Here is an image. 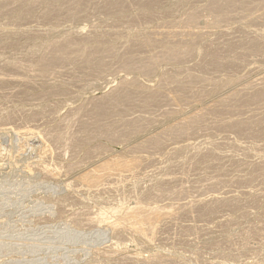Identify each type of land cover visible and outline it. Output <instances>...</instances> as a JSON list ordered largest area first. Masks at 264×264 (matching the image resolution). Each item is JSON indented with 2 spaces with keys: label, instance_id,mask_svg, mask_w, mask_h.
<instances>
[{
  "label": "rangeland",
  "instance_id": "374dc122",
  "mask_svg": "<svg viewBox=\"0 0 264 264\" xmlns=\"http://www.w3.org/2000/svg\"><path fill=\"white\" fill-rule=\"evenodd\" d=\"M32 1L34 5L30 4ZM10 2L11 0H0V145L2 144L0 146V264L28 262V264H41L43 261L44 264H264V113H262L264 112V81H262L264 80V0H234L229 10H224L222 14L209 9L211 0H55L54 3L52 0H36V2L12 0ZM193 16L194 21H191ZM228 17L231 18L227 19ZM194 24L198 25L197 28H194L196 27ZM108 33L111 35L109 36ZM184 46L188 48L182 52ZM107 47L111 50H106ZM170 48L177 50L176 54H179L177 56L180 60L173 55L168 58L167 51H170ZM128 51L130 53H127ZM155 51L156 54L161 52L158 53L160 57ZM107 52L112 53L108 55ZM151 54H154L153 57L150 56ZM149 57H152V60H149ZM44 62L48 64L45 65ZM121 62L125 64L122 65ZM43 63L44 68H42ZM146 63L152 66L148 67ZM184 77H187V80ZM196 78L207 82L199 86L193 81ZM216 79L220 83L216 82ZM161 81H165V84ZM126 82L127 85H124ZM159 83L164 87L160 85V89ZM131 84L135 87L132 88ZM198 87H201L200 90H195L199 89ZM244 87H249L248 91H241ZM239 90L242 93H238ZM232 92L233 95H229ZM119 93L125 98H120L119 103L114 102L113 96ZM200 93H206L203 95L205 97ZM234 94L238 97H234ZM104 95L107 96L104 98ZM168 95L172 96L167 99ZM257 95L262 96V99ZM184 97L187 101L183 99ZM196 98L197 101L194 100ZM202 98H206L205 101ZM256 98H260L259 101ZM201 99L203 102L200 101ZM220 99L223 101L226 99V104ZM125 100H130L129 106H125ZM142 100H146V103ZM242 101L244 102L241 103ZM185 102H188V105ZM211 102L212 106H210ZM177 103L181 107H178ZM216 107H221L219 108L221 111ZM110 108L116 112L110 113ZM94 109L99 113L103 109L112 115L110 117L105 115L100 119L101 113L98 115V111H93ZM175 109H178L177 112ZM180 109L184 111L179 112ZM216 109L219 110L217 113ZM162 110L168 112L164 114ZM197 110L200 111L199 113L205 110L200 116L197 112L198 118L203 115L205 118V120L202 118L203 122L200 125L198 124V130L196 128L199 133L197 134L195 130L187 131L189 136L185 132L176 133L175 131L182 125L180 122L177 123L178 119L188 117L189 122L187 118L186 121H181L185 123L183 126H189L192 124L190 120H195L192 118L197 115ZM210 111H213L212 115ZM169 112L176 115H170ZM189 113L193 116L190 117ZM226 113H230L231 117ZM159 115L163 116L159 117ZM139 116H142L141 119ZM240 116L242 118H238ZM130 118L135 121L132 122ZM91 119L93 121H90ZM238 119L243 123L240 131L233 129V126L227 127ZM135 122H138V126ZM173 123L175 126L172 125ZM107 125L114 129L109 130L108 127L105 129ZM213 126H216L217 132L222 128H225L226 132L223 130L217 133ZM136 127H140L138 131H141L137 132ZM199 127L201 129L207 127V131L203 128L202 132ZM171 129L172 132L168 133ZM101 133L106 137L101 136ZM154 133L157 135L154 136ZM118 134L121 135L120 138ZM157 141L162 146L152 145ZM137 143L140 145L138 146ZM78 146L82 147L79 149ZM136 149L138 151H135ZM84 158L86 164H83ZM122 160L136 162L131 175L127 173L120 178L110 179L112 180L110 182L104 181L98 188L86 186L85 182L79 180L83 170L104 162ZM203 161L205 163H202ZM136 169H140V172H136ZM189 189L190 191L187 192ZM172 196L176 201L170 200ZM169 205L174 208L171 207L170 210ZM176 205L181 206L179 208ZM193 205L195 206L192 207ZM175 207L179 208V211ZM127 208H134L143 218L147 217L150 210L171 213L167 214V217L164 216L162 222L153 225L156 226V230L154 227L153 231L150 230L155 231L153 234L151 232L153 236L149 234L150 224L145 226L144 232H149L146 241V233L140 237L133 228L125 226L121 228L118 224ZM196 208L197 210H194ZM202 208L203 210H199ZM189 209L192 211L190 212ZM207 209L211 214L209 211L206 212ZM114 223H117V226ZM64 231L74 232L75 234L69 236L78 242L63 243L62 238L65 236L61 233ZM27 240L30 242L25 243ZM13 246H16L15 249ZM26 246L31 249H25Z\"/></svg>",
  "mask_w": 264,
  "mask_h": 264
},
{
  "label": "bare ground",
  "instance_id": "6f19581e",
  "mask_svg": "<svg viewBox=\"0 0 264 264\" xmlns=\"http://www.w3.org/2000/svg\"><path fill=\"white\" fill-rule=\"evenodd\" d=\"M3 1H4V0H3ZM39 1H40V0H39ZM53 1H55V0H52V2H53ZM62 1H63V0H62ZM110 1H111V0H110ZM112 1H113V0H112ZM134 1H135V0H134ZM148 1H149V0H148ZM252 1H253V0H252ZM5 2H6V1H5ZM5 2H4V3H5ZM11 2H12V0H11ZM11 2H10V3H11ZM28 2H31V1H28ZM33 2H34V1H32V3H30V4H33ZM35 2H36V0H35ZM41 2H42V1H41ZM120 2H121V1H120ZM233 2H234V0H211V4H210L209 9L215 11V13L222 14L223 12H225L224 10L230 8V5H231ZM238 2H239V1H238ZM249 2H250V1H249ZM36 3H38V1H37ZM53 3H54V2H53ZM138 3H139V1H138ZM142 3H143V2H142ZM235 3H236V2H235ZM241 3H242V2H241ZM34 4H35V3H34ZM34 4H33V5H34ZM109 4H110V3H109ZM149 4H150V3H149ZM205 4H206V3H205ZM237 4H238V3H237ZM244 4H245V3H244ZM251 4H252V2H251ZM12 5H13V4H12ZM22 5H23V4H22ZM123 5H124V4H123ZM144 5H145V4H144ZM206 5H207V4H206ZM245 5H246V4H245ZM252 5H253V4H252ZM106 6H107V4H106ZM106 6H105V7H106ZM115 6H116V5H115ZM237 6H238V5H237ZM248 6H249V5H248ZM20 7H21V6H20ZM141 7H142V5H141ZM152 7H153V6H152ZM200 7H201V6H200ZM242 7H243V6H242ZM59 8H60V7H59ZM109 8H110V7H109ZM138 8H139V7H138ZM146 8H147V7H146ZM174 8H175V7H174ZM201 8H202V7H201ZM235 8H236V7H235ZM237 8H238V7H237ZM237 8H236V9H237ZM249 8H250V7H249ZM57 9H58V8H57ZM236 9H234V10H236ZM239 9H240V8H239ZM59 10H60V9H59ZM113 10L115 11V9H113ZM197 10H199V8H197ZM202 10H203V9H202ZM228 10H229V9H228ZM234 10H233V11H234ZM106 11H107V10H106ZM106 11H105V12H106ZM189 11H190V10H189ZM194 11L196 12V10H193V12H194ZM208 11H209V10H208ZM241 11L243 12L242 8H241ZM249 11H250V10H249ZM252 11H253V10H252ZM107 12H108V11H107ZM193 12H191V14H192ZM113 13H114V12H113ZM113 13H112V14H113ZM122 13H123V11H122ZM155 13H156V12H155ZM234 13H235V11H234ZM247 13H248V12H247ZM116 14H117V13H116ZM118 14H119V13H118ZM141 14H142V13H141ZM143 14H144V13H143ZM151 14H153V12H152ZM160 14H161V13H160ZM199 14H200V13H199ZM139 15H140V14H139ZM144 15H145V14H144ZM154 15H155V14H154ZM209 15H210V14H209ZM209 15H208V17H209ZM191 16H192V15H191ZM198 16H199V15H198ZM219 16H220V15H219ZM234 16H235V15H234ZM141 17H143V16H141ZM146 17H147V16H146ZM195 17H196V16H195ZM232 17H233V16H232ZM257 17H259V16H257ZM186 18H187V17H186ZM186 18H185V19H186ZM190 18H191V17H190ZM199 18H200V17H199ZM214 18H215V17H214ZM221 18H222V17H221ZM230 18H231V17H230ZM230 18L228 17L227 19H230ZM262 18H263V17H262ZM143 19H144V18H143ZM193 19H194V16L192 17L191 21H194ZM195 19H196V18H195ZM206 19H207V18H206ZM223 19H224V18H223ZM223 19H222V20H223ZM214 20H215L214 23H216V21H217L216 18H215ZM235 20H236V19H235ZM240 20H241V19H240ZM240 20H238V21L240 22ZM183 21H184V20H183ZM186 21H187V20H186ZM224 21H225V20H224ZM189 22H190V21H189ZM198 22H199V21H198ZM218 22H220V21L218 20ZM236 22H237V20H236ZM184 23H186V22H184ZM187 23H188V21H187ZM195 23H196V22H195ZM220 23H221V22H220ZM197 24H198V23H197ZM210 24H211V22H210ZM194 25L196 26V27H194V28H197L198 25H196V24H194ZM194 25H193V26H194ZM186 26H187V25H186ZM215 26H216V25H215ZM173 27H174V26H173ZM178 27H179V26H178ZM189 27H190V24H189ZM207 27H208V26H207ZM176 28H177V26H176ZM201 28H202V27H201ZM205 29H206V28H205ZM92 30H93V29H92ZM92 30H91V31H92ZM163 30H164V29H163ZM163 30H162V31H163ZM167 30H168V28H167ZM182 30H183V29H182ZM199 30H200V29H199ZM215 30H216V29H215ZM157 31H158V30H157ZM157 31H156V32H157ZM169 31H170V30H169ZM169 31H167V32H169ZM177 31H178V30H177ZM180 31H181V30H180ZM192 31H193V30H192ZM196 31H197V30H196ZM165 32H166V31H165ZM174 32H175V31H174ZM199 32H200V31H199ZM101 33H102V32H101ZM149 33H150V32H149ZM157 33H158V32H157ZM160 33H162V32H160ZM171 33H172V32H171ZM176 33H177V32H176ZM184 33H185V32H184ZM205 33H206V30H205ZM207 33H208V32H207ZM209 33H210V32H209ZM219 33H220V32H219ZM124 34H125V32H124ZM165 34H166V33H165ZM165 34H164V35H165ZM211 34H212V33H211ZM97 35H98V34H97ZM108 35H109V33H108ZM108 35H107V36H108ZM110 35H111V34H110ZM110 35H109V36H110ZM113 35H114V34H113ZM135 35H136V34H135ZM157 35H158V34H157ZM168 35H170V34H168ZM171 35H172V34H171ZM203 35H206V34H203ZM154 36H156V35H154ZM176 36H177V34H176ZM201 36H202V35H201ZM132 37H133V36H132ZM144 37H146V35H145ZM158 37H159V36H158ZM182 37H184V35H183ZM196 37H197V36H196ZM138 38H139V37H138ZM197 38H198V37H197ZM91 39H92V38H91ZM91 39H90V40H91ZM135 39H136V37H135ZM151 39H152V38H151ZM163 39H164V37H163ZM174 39H175V38H174ZM126 40H127V39H126ZM132 40H133V39H132ZM136 40H137V39H136ZM141 40H142V39H141ZM141 40H140V41H141ZM157 40H158V39H157ZM183 40H184V39H183ZM67 41H68V40H67ZM84 41H86V40H84ZM91 41H92V40H91ZM147 41H149V40H147ZM173 41H174V40H173ZM200 41H201V40H200ZM203 41H205V39H203ZM80 42H81V41H80ZM129 42H130V41H129ZM149 42H150V41H149ZM177 42H178V41H177ZM177 42H176V43H177ZM182 42H183V41H182ZM184 42H185V41H184ZM190 42H191V41H190ZM198 42H199V41H198ZM209 42H210V41H209ZM211 42H212V41H211ZM65 43H66V42H65ZM68 43H69V42H68ZM85 43H86V42H85ZM88 43H89V42H88ZM132 43H133V42H132ZM139 43H140V42H139ZM142 43H143V41H142ZM142 43H141V44H142ZM146 43H147V42H146ZM146 43H145V44H146ZM150 43H152V41H151ZM160 43H161V42H160ZM186 43H188V42H186ZM191 43H192V42H191ZM196 43H197V42H196ZM196 43H195V44H196ZM199 43H200V42H199ZM61 44H62V43H61ZM70 44H72V43L70 42ZM128 44H129V43H128ZM128 44H127V45H128ZM134 44H136V41L134 42ZM155 44H156V43H155ZM189 44H190V43H189ZM203 44H205V43H203ZM249 44H250V43H249ZM253 44H254V43H253ZM66 45H67V44H66ZM68 45H69V44H68ZM97 45H98V44H97ZM132 45H133V44H132ZM132 45H131V47H133ZM143 45H144V44H143ZM153 45H154V43H153ZM157 45H158V43H157ZM176 45H178V44H176ZM179 45H181V44H179ZM179 45H178V46H179ZM182 45H183V44H182ZM83 46H84V45H83ZM83 46H82V48H83ZM136 46H137V45H136ZM151 46H152V44H151ZM154 46H155V45H154ZM186 46H187V45H186ZM207 46H208V45H207ZM226 46H227V45H226ZM230 46H231V45H230ZM240 46H241V45H240ZM59 47H60V46H59ZM61 47H63V46H61ZM93 47H94V46H93ZM101 47H102V46H101ZM101 47H100V48H101ZM103 47H104V46H103ZM124 47H125V46H124ZM148 47H150V46L148 45ZM156 47H158V46H156ZM161 47H163V44H162ZM167 47H168V49H169V46H167ZM190 47H191V46H190ZM192 47H193V46H192ZM194 47H195V46H194ZM263 47H264V46H263ZM55 48H56V46H55ZM80 48H81V47H80ZM87 48H88V46H87ZM87 48H86V50H87ZM96 48H97V47H96ZM98 48H99V46H98ZM142 48H143V47H142ZM185 48H188V47H185V46H184V48L182 49V52H183V50H184ZM207 48H209V47H207ZM226 48H227V47H226ZM239 48H240V47H239ZM59 49H60V48H58V50H59ZM62 49H63V48H62ZM74 49H75V48H73V50H74ZM84 49H85V48H84ZM90 49H91V47H90ZM94 49H95V48H94ZM107 49H108V47L106 48V50H107ZM125 49L127 50V48H124V50H125ZM134 49H135V48H134ZM137 49H138V48H137ZM140 49H141V48H140ZM146 49H147V48H146ZM161 49H162V48H161ZM165 49H167V48H165ZM170 49H171L170 51H167V50H166V51L168 52L167 54H169V55H168V58H169L170 55H171V56L173 55V56H175V57H178V56H179V54H176V53H177V50H174V49H172V48H170ZM180 49H181V48H180ZM227 49H228V48H227ZM230 49H231V48H230ZM237 49H238V48H237ZM237 49H236V50H237ZM96 50H97V49H96ZM106 50H105V51H106ZM110 50H111V49H108V51H110ZM118 50H119V48H118ZM190 50H191V49H190ZM234 50H235V49H234ZM262 50H263V48H262ZM76 51H77V50H76ZM131 51H132V50H131ZM150 51H151V50H150ZM163 51H164V50H163ZM178 51H179V50H178ZM198 51H199V50H198ZM203 51H205V50H203ZM203 51H202V52H203ZM208 51H209V50H208ZM213 51H214V50H213ZM225 51H226V50H225ZM230 51H231V50H230ZM244 51H246V50H244ZM79 52H80V51H79ZM88 52H89V49H88ZM88 52H87V54H88ZM93 52H94V50H93ZM100 52H101V51H100ZM100 52H99V53H100ZM112 52H113V50H112ZM112 52H109V53H112ZM115 52H116V51H115ZM125 52H126V51H125ZM142 52H144V51H142ZM152 52H153V51H152ZM191 52H192V51H191ZM216 52H217V51H216ZM232 52H234V51H232ZM248 52H249V51H248ZM250 52H251V51H250ZM257 52H258V51H257ZM72 53H74V52H72ZM96 53H97V52H96ZM96 53H95V54H96ZM109 53L107 52L108 55H111V54H109ZM121 53H122V52H121ZM127 53H130V52L128 51ZM145 53H146V52H145ZM145 53H144V54H145ZM148 53H149V52H148ZM158 53L160 54L161 52H158ZM158 53L156 54V51H155V54L159 56ZM163 53H164L163 55L165 56V52H163ZM244 53H246V52H244ZM85 54H86V53H85ZM91 54H92V53H91ZM95 54H94V55H95ZM102 54H103V52H102ZM124 54H125V53H124ZM137 54H138V53H137ZM181 54L184 56L183 53H181ZM185 54H186V51H185ZM189 54H191V53H189ZM218 54H219V53H218ZM218 54H217V55H218ZM224 54H225V53H224ZM81 55H82V54H81ZM121 55H123V54H121ZM121 55H120V56H121ZM152 55H154V54H151L150 56H152ZM156 55H155V56H156ZM161 55H162V54H161ZM163 55H162V56H163ZM177 55H178V56H177ZM206 55H207V54H206ZM209 55L211 56V54H209ZM243 55H245V54H243ZM83 56H85V55L83 54ZM90 56H91V55H90ZM114 56H115V54H114ZM114 56H113V57H114ZM155 56H154V58H155ZM158 56H157V57H158ZM203 56H205V55H203ZM207 56H208V55H207ZM220 56H221V55H220ZM227 56H229V55H227ZM235 56H236V55H235ZM241 56H242V55H241ZM248 56H249V55H248ZM248 56H247V57H248ZM106 57H107V56H106ZM110 57H111V56H110ZM132 57H133V56H132ZM132 57H130V58H132ZM152 57H153V56H152ZM152 57H151V58H152ZM159 57H160V56H159ZM159 57H158V58H159ZM213 57H215V56H213ZM216 57H218V56H216ZM233 57H234V56H233ZM239 57H240V56H239ZM88 58H91V57H88ZM149 58H150V57H149ZM151 58H150L149 60H152ZM154 58H153V60H154ZM166 58H167V57H166ZM168 58H167V59H168ZM170 58H171V57H170ZM178 58H179V57H178ZM184 58H185V56H184ZM205 58H206V56H205ZM237 58H238V57H237ZM84 59H85V58H84ZM124 59H125V58H124ZM141 59H143V57H142ZM208 59H209V58H208ZM119 60H120V59H119ZM125 60H126V59H125ZM125 60H124V62H125ZM128 60H130V59H128ZM133 60H134V59H133ZM133 60H132V61H133ZM137 60H138V59H137ZM164 60H165V59H164ZM170 60H173V59H170ZM179 60H180V58H179ZM179 60H178V61H179ZM211 60H212V59H211ZM87 61H88V60H87ZM140 61H141V60H140ZM140 61H139V62H140ZM146 61H148V60H146ZM158 61H159V60H158ZM162 61H163V60H162ZM181 61H183V60H181ZM212 61H213V60H212ZM218 61H219V60H218ZM229 61H230V60H229ZM142 62H143V61H142ZM148 62H149V61H148ZM160 62H161V60H160ZM166 62H167V61H166ZM168 62H169V61H168ZM239 62H240V61H239ZM44 63H45V62H44ZM44 63H43L42 68H44ZM126 63H127V62H126ZM132 63H133V62H132ZM150 63H151V62H150ZM156 63H159V62H156ZM173 63H174V62H173ZM179 63H180V62H179ZM224 63H225V62H224ZM46 64H48V63H45V65H46ZM121 64H122V62H121ZM124 64H125V63H124ZM124 64H122V65H124ZM127 64H128V63H127ZM146 64H147V63H146ZM217 64H218V63H217ZM130 65H131V64H130ZM133 65H134V64H133ZM142 65H143V67H144V63H143ZM147 65H148V64H147ZM147 65H145V66H147ZM149 65L152 66L151 64H149ZM149 65H148V67H149ZM215 65H216V64H215ZM228 65H229V64H228ZM40 66H41V65H40ZM199 66H200V65H199ZM202 66H203V65H202ZM207 66H208V64H207ZM211 66H212V65H211ZM221 66H222V65H221ZM234 66H235V65H234ZM131 67H132V66H131ZM137 67H138V66H137ZM143 67H142V69H143ZM215 67H216V66H215ZM225 67H226V66H225ZM134 68H135V67H134ZM138 68H140V66H139ZM151 68L153 69V67H151ZM201 68H202V67H201ZM209 68H210V67H209ZM211 68H212V67H211ZM219 68H220V67H219ZM219 68H218V69H219ZM230 68H231V67H230ZM45 69H46V68H45ZM146 69H147V67H146ZM199 69H200V68H199ZM218 69H217V70H218ZM222 69H223V68H222ZM222 69H221V70H222ZM138 70H139V69H138ZM143 70H144V69H143ZM215 70H216V68H215ZM43 71H44V70H43ZM139 71H140V70H139ZM145 71H146V70H145ZM184 71H185V70H184ZM207 71H208V70H207ZM140 72H142V71H140ZM146 72H147V71H146ZM146 72H144V73H146ZM149 72H150V70H149ZM179 72H180V71H179ZM186 72H187V71H186ZM203 72H205V71H203ZM214 72H215V71H214ZM219 72H220V71H219ZM228 72H229V71H228ZM146 74H147V73H146ZM192 75H195V74H191V76H192ZM163 76H164V75H163ZM195 76H196V75H195ZM195 76H194V78H195ZM247 76H249V75H247ZM263 76H264V75H263ZM161 77H162V76H161ZM187 77H188V75H187ZM187 77H186V78H187ZM206 77H207V76H206ZM232 77H234V76H232ZM184 78H185V77H184ZM186 78H185V79H186ZM190 78H192V77H190ZM200 78H201V77H200ZM203 78H205V77H203ZM203 78H201V79H203ZM169 79H171V78L169 77ZM169 79H168V81H169ZM201 79H199V78L197 79V78H196V79H194L193 81L197 82V84H199V86H200L201 84H203V82H205V83L207 82L206 80H201ZM206 79H207V78H206ZM209 79H210V78H209ZM211 79H213V78H211ZM214 79H215V78H214ZM257 79H259V78H257ZM262 79H263V78H262ZM160 80H163V79H160ZM164 80H165V79H164ZM173 80H174V79H173ZM182 80H183V79H182ZM186 80H187V79H186ZM189 80H190V79H189ZM175 81H176V80H175ZM180 81H181V80H180ZM191 81H192V79H191ZM253 81H254V80H253ZM257 81H259V80H257ZM262 81H264V80H262ZM122 82H123V81H122ZM130 82H131V81H130ZM161 82H163V81H161ZM171 82H172V81H171ZM184 82H185V81H184ZM216 82L220 83L219 81H217V79H216ZM216 82H215V84L218 85ZM229 82H230V81H229ZM236 82H237V81H236ZM251 82H252V81H251ZM124 83H125V82H124ZM132 83H135V82H132ZM166 83H167V82H166ZM178 83H179V82H178ZM182 83H183V82H182ZM182 83H180V84H182ZM187 83H188V82H187ZM189 83H191V82H189ZM208 83H209V81H208ZM254 83H257V82L254 81ZM259 83H260V82H259ZM128 84H129V83H128ZM163 84H165V81L163 82ZM169 84H170V83H168V85H169ZM191 84H192V83H191ZM195 84H196V83H195ZM209 84H210V83H209ZM209 84H208V87H209ZM213 84H214V82H213ZM228 84H229V83H228ZM249 84H250V83H249ZM249 84H247V85H249ZM124 85H127V82H126V84H124ZM131 85H132V84H131ZM160 85H161V84L159 83V88H160ZM168 85H167V86H168ZM175 85H176V84H175ZM175 85H173V86L176 87ZM177 85L179 86V84H177ZM211 85H212V84H211ZM216 85H215V86H216ZM221 85H222V84H221ZM232 85H233V83H232ZM234 85H236V84L234 83ZM254 85H255V84H254ZM257 85H258V84H257ZM122 86H123V84H122ZM129 86H130V85H129ZM132 86H133V85H132ZM132 86H131V87H132ZM140 86H141V85H140ZM140 86H139V87H140ZM161 86L164 87V85H161ZM182 86H183V85H182ZM184 86H185V85H184ZM188 86H189V85H188ZM193 86H194V85H193ZM213 86H214V85H213ZM224 86H226V85H224ZM227 86H229V85H227ZM227 86H226V87H227ZM240 86H241V85H240ZM244 86H246V85H244ZM258 86H259V85H258ZM120 87H121V86H120ZM120 87H119V89H120ZM123 87L126 88L125 86H123ZM123 87H122V88H123ZM127 87H128V86H127ZM131 87H130V88H131ZM134 87H135V86H133L132 88H134ZM137 87H138V86H137ZM139 87H138V88H139ZM142 87H143V86H142ZM190 87H191V86H190ZM195 87H197V86L195 85ZM203 87H206V86L203 85ZM253 87H254V86H253ZM253 87H252V88H253ZM261 87H262V86H261ZM122 88H121V89H122ZM143 88H145V86H144ZM156 88H158V87L156 86ZM176 88H177V87H176ZM191 88H192V87H191ZM193 88H194V87H193ZM198 88H199V87H198ZM200 88H201V87H200ZM200 88H199V89H195V90L198 91V90H200ZM211 88H212V87H211ZM211 88H210V89H211ZM219 88H220V87H219ZM248 88H249V87H244V88H242V89L240 88V89H241V91H243V90L248 91ZM250 88H251V87H250ZM145 89H146V88H145ZM153 89H154V88H153ZM160 89H161V88H160ZM174 89H175V88H174ZM179 89H181V88H179ZM202 89H203V88H202ZM205 89H206V88H205ZM210 89H209V91H210ZM222 89H223V88H222ZM238 89H239V88H238ZM246 89H247V90H246ZM126 90H127V89H126ZM139 90H140V89H138V91H139ZM141 90H142V89H141ZM143 90H144V89H143ZM147 90H148V89H147ZM235 90H236V89H235ZM235 90H234V91H235ZM253 90H254V89H253ZM258 90H259V89H258ZM122 91H124V90H122ZM122 91H121V92H122ZM134 91H135V90H134ZM161 91H162V90H160V92H161ZM175 91H177V90H175ZM184 91H185V90H184ZM187 91H188V90H187ZM209 91H206V92H209ZM219 91H220V90H219ZM221 91H223V90H221ZM234 91H233V92H234ZM250 91H251V90H250ZM261 91H262V90H261ZM261 91H260V92H261ZM136 92H137V91H136ZM152 92H153V91H152ZM157 92H158V90H157ZM157 92H156V93H157ZM177 92H178V91H177ZM179 92H180V91H179ZM191 92H192V91H191ZM199 92H200V91H199ZM201 92H203V91H201ZM233 92H232L231 94H229V95H233ZM237 92H238V91H237ZM243 92H244V91H243ZM125 93H126V92H124V94H125ZM154 93H155V92H154ZM170 93H171V92H170ZM173 93H174V92H173ZM186 93H187V92H186ZM234 93H236V92H234ZM238 93H242V92H240V90H239ZM249 93H250V92H249ZM256 93H257V91H256ZM119 94H120V93H119ZM119 94H115L114 96L112 95V96H113V99H115V100H113L114 102H118L120 98H123V97L125 98L124 95H122V94L119 95ZM137 94H139V93H137ZM151 94H152V93H151ZM163 94H165V93H163ZM171 94H172V93H171ZM187 94H188V93H187ZM191 94H192V93H191ZM197 94H198V93H197ZM200 94H202V96H203V95H205L206 93H200ZM213 94H214V93H213ZM244 94H245V93H244ZM110 95H111V94H110ZM140 95H141V94H140ZM145 95H146V94H145ZM179 95H182V94H179ZM184 95H185V93H184ZM225 95H226V94H225ZM225 95H224V96H225ZM241 95H242V94H241ZM241 95H240V96H241ZM246 95H248V94H246ZM246 95H244V96H246ZM253 95H254V94H253ZM255 95H256V94H255ZM106 96H107V95H106ZM106 96L104 95V98H105ZM126 96H127V94H126ZM146 96H148V94H147ZM160 96H161V95H160ZM166 96H167V94H166ZM170 96H172V95H170ZM170 96L168 95V98H167V99H169ZM176 96H178V95H176ZM197 96H198V95H197ZM235 96H236V95L234 94V97H235ZM242 96H243V95H242ZM257 96H260V95H257ZM263 96H264V95H263ZM130 97H131V96H130ZM139 97H140V96H139ZM144 97H145V96H144ZM150 97H151V96H150ZM150 97H149V100L151 99ZM157 97H158V96H157ZM189 97H190V96H189ZM193 97H194V95H193ZM203 97H205V96H203ZM206 97H207V95H206ZM229 97H230V96H229ZM236 97H238V95H237ZM251 97H252V95H251ZM111 98H112V97H111ZM147 98H148V97H147ZM152 98H153V97H152ZM155 98H156V97H155ZM158 98H159L158 100L161 101L160 97H158ZM200 98H201V97H200ZM230 98H231V97H230ZM246 98H247V97H246ZM260 98L262 99V96H260ZM260 98H259V99H260ZM108 99H110V98H108ZM164 99H165V98H164ZM164 99H163V100H164ZM167 99H166V100H167ZM172 99H173V97H172ZM172 99H171V100H172ZM176 99H177V98H176ZM183 99H185V97H184ZM187 99H189V98H187ZM197 99H198V98H196V99H194V100L197 101ZM202 99H203V98H202ZM202 99H201L200 101H202ZM205 99H206V98H205ZM205 99H203V101H205ZM248 99H249V98H248ZM256 99H257V98H256ZM259 99H257V100L259 101ZM263 99H264V97H263ZM100 100H102V98H101ZM131 100H132V97H131ZM137 100H138V98H137ZM153 100H155V99L153 98ZM156 100H157V99H156ZM158 100H157V101H158ZM178 100H179V99H178ZM185 100H186V99H185ZM225 100H226V99H225ZM225 100L223 101V100L220 99V101H222V102H224V103H225ZM227 100H229V99H227ZM235 100H236V99H235ZM238 100H240V99L238 98ZM246 100H247V99H246ZM246 100H245V101H246ZM106 101H107V99H106ZM125 101H126L125 106L128 105V104L130 103V102H129L130 100H129V101H128V100H125ZM142 101H143V100H142ZM145 101H146V100H144L143 103H144ZM151 101H152V100H151ZM157 101H156V102H157ZM164 101H165V100H164ZM186 101H187V100H186ZM198 101H199V100H198ZM200 101H199V102H200ZM203 101H202V102H203ZM232 101H234L233 98H232ZM250 101H252V99H251ZM253 101H254V100H253ZM107 102H108V101H107ZM107 102H105V103H107ZM137 102H139V101H137ZM137 102H136V103H137ZM148 102H149V101H148ZM152 102H153V101H152ZM166 102H167V101H166ZM171 102H173V100H172ZM179 102H180V101H179ZM190 102H191V101H190ZM192 102H193V100H192ZM217 102H219V101H217ZM217 102H216V103H217ZM222 102H219V103H222ZM226 102H227V101H226ZM243 102H244V101H242L241 103H243ZM109 103H110V101H109ZM109 103H108V104H109ZM118 103H119V102H118ZM118 103H116V104H118ZM133 103H135V101H134ZM145 103H146V102H145ZM162 103H163V101H162ZM186 103H187V105H188V102H185V104H186ZM200 103H201V102H200ZM211 103H212V102H211ZM211 103H210V104H211ZM228 103H229V102H228ZM232 103H233V102H232ZM237 103H238V102H237ZM253 103H254V102H253ZM108 104H106V105H108ZM137 104H138V103H137ZM152 104H153V103H152ZM168 104H169V102H168ZM177 104H178V103H177ZM177 104H175V105H177ZM189 104H190V103H189ZM194 104H195V103H194ZM210 104H209V105H210ZM214 104H215V102H214ZM225 104H226V103H225ZM246 104H247V103H246ZM248 104H249V103H248ZM256 104H257V103H256ZM119 105H121V104H119ZM131 105H132V103H131ZM145 105H146V104H145ZM150 105H151V104H149V106H150ZM155 105H156V104H155ZM155 105H154V106H155ZM158 105H160V104H158ZM158 105H157V107H158ZM212 105H213V103H212L210 106H212ZM221 105H222V104H221ZM230 105H231V103H230ZM96 106H97V105H96ZM121 106H122V105H121ZM128 106H129V105H128ZM146 106H147V105H146ZM146 106H144L145 109H146ZM154 106H153V107H154ZM165 106H166V105H165ZM177 106H178V107H181V106H179V104H178ZM183 106H184V105H183ZM207 106H208V105H207ZM207 106H206V107H207ZM210 106H209V107H210ZM222 106H223V105H222ZM222 106H221V107H222ZM224 106H225V105H224ZM252 106H253V105H252ZM254 106H255V105H254ZM254 106H253V107H254ZM263 106H264V105H263ZM94 107H95V106H94ZM97 107H98V106H97ZM135 107H137V105H135ZM189 107H190V105H189ZM209 107H208V108H209ZM213 107H215V105H214ZM221 107H219V108H221ZM227 107H228V106H227ZM247 107H248V106H247ZM103 108H104V107H103ZM119 108H121V107L119 106ZM132 108H133V107H132ZM148 108H149V107H148ZM151 108H152V107H151ZM165 108H166V107H165ZM202 108H203V107H202ZM202 108H201V110H202ZM216 108H217V107H216ZM219 108H217V109H219ZM224 108H226V107H224ZM230 108H231V107H230ZM233 108H234V106H233ZM233 108H232V109H233ZM236 108H237V107H236ZM239 108H242V107H239ZM255 108H256V107H255ZM255 108H254V109H255ZM112 109L114 110V107H112ZM121 109H122V108H121ZM121 109H120V110H121ZM135 109H136V108H135ZM158 109H159V108H158ZM169 109H170V108H169ZM199 109H200V108H199ZM199 109H198V110H199ZM210 109L212 110L211 107H210ZM210 109H209V110H210ZM217 109H216V113H217V111H219V110L221 111V109H219V110H217ZM242 109H244V107H243ZM250 109H252V108H250ZM95 110H97V109H94L93 111H95ZM99 110H100V109H99ZM106 110H107V108H106ZM110 110H111V108H110ZM113 110H111L110 113L114 114V113L116 112V111H113ZM117 110H118V109H117ZM128 110L130 111L131 109H128ZM128 110H127V111H128ZM132 110H133V109H132ZM143 110H144V109H143ZM175 110H176V109H175ZM177 110H178V109H177ZM177 110H176V112H177ZM181 110H182V109H180L179 112H180ZM198 110L196 111V113L198 112ZM214 110H215V108H214ZM230 110H231V109H230ZM234 110H236V109H234ZM93 111H92V112H93ZM97 111H98V110H97ZM97 111H96V113H97ZM100 111H101V112H100L101 114L99 113V111H98V113H97L98 115L100 114V115H99V116H100V119H101V117H103V116H105V115H106V116L108 115L109 117L112 115V114H110V113H108V112H106V111H103V109L100 110ZM102 111H103V112H102ZM123 111H124V110H123ZM129 111H128V113H130ZM134 111H135V110H134ZM146 111H147V110H146ZM154 111H155V110H154ZM157 111H158V110H157ZM163 111H164V110H162V112H163ZM166 111L168 112V110H166ZM169 111L171 112L172 110H169ZM173 111H174V110H173ZM173 111H172V112H173ZM182 111H184V110H182ZM203 111H205V110H203ZM203 111H202L201 113H199L200 111L198 112V113H199V116H200V114L203 113ZM222 111H223V110H222ZM231 111H232V110H231ZM236 111H237V110H236ZM236 111H235V112H236ZM246 111H247V110H246ZM253 111H254V110H253ZM256 111H257V109H256ZM84 112H85V110H84ZM119 112H120V111H119ZM139 112H140V111H139ZM148 112H149V111H148ZM167 112H163V113L166 114ZM170 112H169V114L171 115L172 113H170ZM212 112H213V111H210V114H211V115H212ZM243 112H244V111H243ZM243 112H242V113H243ZM124 113L126 114L127 112L125 111ZM136 113H137V112H136ZM140 113H141V112H140ZM140 113H139V115H140ZM152 113H153V112H152ZM154 113H156V112H154ZM160 113H161V112H160ZM194 113H195V112H194ZM198 113H197V115L194 114V115H196L195 117L189 113V114H190V117L193 116L192 119H195V120H192V121L190 120V123L192 122V124L189 125V126H183L185 123L183 124V122L181 121V120L186 121V118H187V120H188V122H189L188 117L185 116L186 118H184V119H181V120L178 119L179 121H178L177 123L180 122V123H182V125H181V126L176 125V126H179V127H178L179 130H176L175 132L178 133V134H182L183 132L187 133V131H188V132H189V131L191 132V131H193V130L197 131V130H198V128H197V127H198V124L200 125V123L203 122V120H205V118H203L204 115H203L202 117L198 118ZM205 113H206V112H205ZM214 113H215V111H214ZM245 113H249V112H245ZM262 113H264V112H262ZM262 113H261V115H262ZM91 114H92V113H90V115H91ZM130 114H131V113H130ZM130 114H129V115H130ZM133 114H134V112H133ZM143 114H144V112H143ZM145 114H146V113H145ZM178 114H179V113H178ZM192 114H193V113H192ZM226 114H227V113H226ZM228 114L230 115V113H228ZM228 114H227V116H228ZM122 115H123V114H122ZM127 115H128V114H127ZM146 115H147V114H146ZM172 115H176V114L173 113ZM213 115H214V114H213ZM215 115H216V114H215ZM257 115H258V113H257ZM32 116H33V115H32ZM115 116H117V115H115ZM131 116H132V114H131ZM151 116H152V115H151ZM162 116H163V115H161V116L159 115V117H162ZM188 116H189V115H188ZM206 116H207V113H206ZM222 116H223V115H222ZM241 116H242V115H241ZM241 116L238 117V118H242ZM96 117H97V116H96ZM112 117H113V116H112ZM121 117H122V116H121ZM121 117H120V118H121ZM129 117H130V116H129ZM137 117H138V116H137ZM139 117H140V116H139ZM141 117H142V116H141ZM141 117H140V119H141ZM143 117H144V116H143ZM147 117H148V116H147ZM164 117H169V116H165V115H164ZM164 117H163V118H164ZM209 117H210V116H209ZM230 117H231V115H230ZM89 118H90V117H89ZM105 118H106V117H105ZM122 118H123V117H122ZM134 118L136 119V117H134ZM144 118H146V117H144ZM153 118H155V115H154ZM153 118H152V119H153ZM181 118H182V117H181ZM202 118H203V120H202ZM214 118H215V117H214ZM216 118H219V117L216 116ZM220 118H222V117H220ZM263 118H264V117H263ZM93 119H94V118H93ZM102 119H104V118H102ZM118 119H119V118H118ZM130 119H131V118H130ZM130 119H129V120H130ZM135 119L132 118L131 121L133 120L132 122H134ZM211 119H212V118H211ZM224 119H225V118H224ZM228 119H229V118H228ZM234 119H235V118H234ZM138 120H139V118H138ZM157 120H158V119H157ZM209 120H210V119H209ZM219 120H220V119H219ZM230 120H231V119H230ZM90 121H93V120L91 119ZM101 121H102V120H101ZM101 121H99V122H101ZM126 121H127V120H126ZM126 121H124V122H126ZM139 121H140V120H139ZM139 121H138V122H139ZM152 121H153V120H152ZM158 121H159V120H158ZM207 121H208V120H207ZM213 121H215V120H213ZM233 121H234V120H233ZM235 121H237V122H235V123L232 122V124L230 123L231 125H228V126L226 125V126H227L228 128H229V126H233V129H237V130L240 131L241 128L243 127V123L240 122L239 119H238V120H235ZM242 121H243V119H242ZM84 122H85V121H84ZM84 122H83V123H84ZM109 122H110V121H109ZM112 122H113V120L111 121V123H112ZM124 122H123V123H124ZM127 122H128V121H127ZM138 122H137V123H138ZM141 122H142V120H141ZM153 122H154V121H153ZM208 122H209V121H208ZM210 122H211V121H210ZM219 122H221V120H220ZM247 122H248V121H247ZM94 123H95V122H94ZM96 123H98V122H96ZM101 123H102V122H101ZM106 123H107V122H106ZM123 123H122V126L125 124V123H124V124H123ZM137 123L135 122V125H136V126H138ZM150 123H151V122H150ZM154 123H155V122H154ZM186 123H187V122H186ZM194 123H195V124H194ZM205 123H206V122H205ZM214 123H216V122H214ZM214 123H213V124H214ZM233 123H234V124H233ZM254 123H255V122H254ZM99 124H100V123H99ZM109 124H110V123H109ZM113 124H114V123H113ZM113 124H112V125H113ZM129 124H130V123H129ZM133 124H134V123H133ZM151 124H152V123H151ZM209 124H210V123H209ZM224 124H225V123H224ZM247 124H248V123H247ZM97 125H98V124H97ZM172 125L175 126L174 123H173ZM172 125H170V126H172ZM210 125H211V124H210ZM214 125H215V124H214ZM222 125H223V123H222ZM222 125H221V126H222ZM250 125H251V124H250ZM250 125H249V126H250ZM122 126H121V127H122ZM132 126H133V125H132ZM141 126L143 127L144 124L142 123ZM149 126H150V124H149ZM202 126H203V124H202ZM205 126H208V125H205ZM226 126H225V127H226ZM263 126H264V125H263ZM102 127H103V125H102ZM106 127H108L107 129H109V130L114 129L113 127H110V125L105 126V129H106ZM118 127H119V125H118ZM124 127H125V126H124ZM124 127H123V128H124ZM209 127H210V126H209ZM213 127H214V126H213ZM219 127H220V125H219ZM223 127H224V126H223ZM227 127H226V128H227ZM250 127H251V126H250ZM254 127H256V123H255V126H254ZM88 128H89V127H88ZM98 128H99V127H98ZM136 128H137V127H136ZM138 128H140V127H138ZM138 128H137V132H140L141 130L138 131ZM166 128L168 129V126H167ZM196 128H197V130H196ZM199 128H200V127H199ZM203 128H205V127H203ZM203 128H202V129H203ZM206 128H207V127H206ZM206 128H205V130H206ZM211 128H212V126H211ZM101 129H102V128H101ZM120 129H122V128H120ZM163 129L165 130V127H164ZM163 129L161 130L162 133H163ZM172 129H173V128H172ZM172 129H171V130H168V133H169V131L172 132ZM200 129H201V128H200ZM202 129H201V130H202ZM214 129H216V126L214 127ZM214 129H213V130H214ZM220 129H221V128H220ZM224 129H225V128H222V130H219V131L221 132V131H223ZM231 129H232V127H231ZM233 129H232V130H233ZM247 129H248V127H247ZM251 129L253 130L252 127H251ZM256 129L258 130V128H256ZM259 129H261V128H259ZM79 130H80V128H79ZM118 130H119V129H117V131H118ZM126 130H127V129L125 128L124 131H126ZM131 130H132V129H131ZM131 130H130V131H131ZM208 130L211 131L210 128H208ZM81 131H82V130H81ZM81 131H80V132H81ZM83 131H84V130H83ZM93 131H95V128H94ZM99 131H100V128H99ZM103 131H104V130H103ZM158 131H160V130H158ZM206 131H207V130H206ZM209 131H208V132H209ZM219 131H218V132H219ZM224 131H225V130H224ZM228 131H229V130H228ZM230 131H231V130H230ZM234 131H235V130H234ZM245 131H246V129H245ZM253 131H254V130H253ZM253 131H252V132H253ZM78 132H79V131H78ZM89 132H90V131H89ZM97 132H98V131H97ZM111 132L113 133V131H111ZM111 132H110V133H111ZM121 132H122V130H121ZM128 132H129V131H128ZM128 132H127V133H128ZM131 132H132V131H131ZM133 132L136 133L135 131H133ZM133 132H132V133H133ZM164 132L166 133V131H164ZM202 132H203V130H202ZM211 132H212V131H211ZM215 132H217V129L215 130ZM218 132H217V133H218ZM225 132H226V131H225ZM247 132H248V130H247ZM255 132H256V130H255ZM84 133H86V132H84ZM87 133H88V132H87ZM102 133H103V132H102ZM102 133H101V136L103 135ZM105 133H107V131H106ZM162 133L159 132V134H162ZM192 133H193V132H192ZM192 133H191V134H192ZM195 133H196V132H195ZM198 133H199V131H197V134H198ZM200 133H201V132H200ZM206 133H207V132H206ZM259 133H260V131H259ZM81 134H82V133H81ZM89 134H90V133H89ZM89 134H88V135H89ZM123 134H124V133H123ZM123 134H122V135H123ZM125 134H126V133H125ZM129 134H130V132H129ZM155 134H156V133H154V136H155ZM170 134H171V133H170ZM170 134H169V135H170ZM191 134H190V135H191ZM202 134H203V133H202ZM234 134H235V133H234ZM251 134H253V133H251ZM255 134H256V133H255ZM113 135H116V134H113ZM119 135H120V134H118V136H119ZM156 135H157V134H156ZM163 135H165V134H163ZM163 135H160V136H163ZM167 135H168V134H167ZM169 135H168V136H169ZM172 135H173V134H172ZM184 135H185V134H184ZM186 135H188V133H187ZM194 135H195V134H194ZM205 135H206V134H205ZM246 135H248V134H246ZM73 136H74V135H73ZM89 136H90V135H89ZM101 136H100V137H101ZM103 136H104V135H103ZM152 136H153V135H152ZM154 136H153V137H154ZM188 136H189V135H188ZM195 136H196V135H195ZM195 136H194V137H195ZM206 136H208V134H207ZM211 136H213V135H211ZM251 136H252V135H251ZM260 136H261V135H260ZM84 137H85V136H84ZM104 137H106V136H104ZM104 137H103V138H104ZM112 137H115V136H112ZM120 137H121V135H120L118 138H120ZM130 137H131V136H130ZM170 137H171V136H170ZM191 137H192V136H191ZM247 137H248V136H247ZM256 137H257V135H256ZM86 138H87V137H86ZM116 138H117V137H116ZM122 138H123V137H122ZM126 138H127V137H126ZM126 138H125V139H126ZM148 138L151 139V137H148ZM174 138H175V136H174ZM177 138H179V136H178ZM177 138H176V139H177ZM181 138H182V137H181ZM183 138H184V136H183ZM183 138H182V140H183ZM196 138H197V137H196ZM243 138H244V137H243ZM259 138H260V137H259ZM259 138H256V139H259ZM88 139H89V137H88ZM108 139H110V138H108ZM114 139H115V138H114ZM185 139H186V138H185ZM2 140H3V139H2ZM79 140H80V139H79ZM79 140H78V141H79ZM106 140H107V139H106ZM112 140H113V139H112ZM151 140H153V139H151ZM187 140H189L188 137H187ZM194 140H195V139H194ZM107 141H108V140H107ZM119 141H120V140H119ZM146 141H149V139H148V140L146 139ZM12 142H13V141H12ZM76 142H77V141H76ZM164 142H165V141H164ZM187 142H188V141H187ZM254 142H255V141H254ZM81 143H82V142H81ZM88 143L90 144V142H88ZM118 143H119V142H118ZM122 143H123V142H122ZM158 143H159V142L157 141V142L152 143V145L154 144V146H155V145L158 144ZM212 143H213V142H212ZM257 143H258V142H257ZM4 144H5V143H4ZM99 144H100V142H99ZM165 144H166V143H165ZM1 145H2V144H1ZM1 145H0V146H1ZM95 145H97V144H95ZM137 145L139 146L140 144L137 143ZM158 145H161V144H158ZM158 145H157V146H158ZM188 145H189V144H188ZM211 145H212V144H211ZM213 145H215V144H213ZM12 146H13V145H12ZM135 146H136V145H135ZM161 146H162V145H161ZM169 146H170V145H169ZM189 146H190V145H189ZM7 147H8V146H7ZM78 147H79V149H80V147H82V146H78ZM92 147H93V146H92ZM155 147H156V146H155ZM215 147L217 148L216 145H215ZM136 148H137V147H136ZM181 148H182V146H181ZM181 148H180V149H181ZM1 149L3 150V148H1ZM7 149H8V148H7ZM10 149H11V148H10ZM92 149H93V148H92ZM129 149H130V148H129ZM132 149H133V148H132ZM137 149H138V148H137ZM137 149H136L135 151H138ZM155 149H156V148H155ZM158 150H159V149H158ZM211 150H212V149H211ZM213 150H214V149H213ZM218 150H219V148H218ZM3 151H4V150H3ZM130 151H133V150H130ZM130 151H129V152H130ZM155 151H156V150H155ZM173 151H174V150H173ZM261 151H262V150H261ZM1 152H2V151H1ZM8 152H10V150H9ZM86 152H87V151H86ZM129 152H127V153H129ZM161 152H162V150H161ZM187 152H188V151H187ZM203 152H205V151H203ZM207 152H208V150H207ZM213 152H214V151H213ZM22 153H23V152H22ZM102 153H103V152H102ZM102 153H100V154L102 155ZM130 153H131V152H130ZM177 153L179 154V151H178ZM198 153H199V152H198ZM201 153H202V152H201ZM209 153H210V152H209ZM17 154H18V153H17ZM19 154H20V153H19ZM87 154H88V153H87ZM93 154H94V153H93ZM8 155H10V153H8ZM15 155H16V153H15ZM15 155H13V156H15ZM85 155H86V154H85ZM197 155H198V154H197ZM212 155H213V154H212ZM89 156H90V155H89ZM209 156H210V155H209ZM215 156H216V154H215ZM217 156H218V155H217ZM94 157H95V156H94ZM98 157H99V156H98ZM220 157H221V156H220ZM262 157H263V156H262ZM23 158H24V157H23ZM85 158H86V156H85ZM85 158H84V159H85ZM95 158H97V157H95ZM132 158H133V157H132ZM134 158H137V157H134ZM134 158H133V159H134ZM207 158H208V157H207ZM12 159H13V158H12ZM86 159H87V158H86ZM86 159L84 160V162L86 161ZM88 159H89V158H88ZM143 159H144V157H143ZM111 160H112V159H111ZM116 160H117V159H116ZM173 160H174V159H173ZM207 160H208V159H207ZM82 161H83V160H82ZM89 161H90V160H89ZM137 161H138V160H137ZM215 161H216V160H215ZM12 162H13V161H12ZM84 162H83V164H86V162H85V163H84ZM138 162H139V161H138ZM188 162H189V161H188ZM206 162H207V161H206ZM210 162H211V161H210ZM28 163H29V162H28ZM79 163H80V162H79ZM180 163H181V162H180ZM202 163H205V161H203ZM212 163H213V162H212ZM97 164H98V163H97ZM147 164H148V163H147ZM174 164H175V163H174ZM181 164H182V163H181ZM190 164H191V163H190ZM192 164H193V163H192ZM175 165H176V164H175ZM195 165H196V164H195ZM197 165H198V164H197ZM250 165H251V164H250ZM33 166H34V165H33ZM75 166H76V165H75ZM78 166H79V165H78ZM135 166H136V162H134V161H124V160H122V161H113V162L110 161V162H104V163L98 164L97 166H95V167H93V168H91V169L89 168V169H86V170L81 171L80 176H79V175H78V176H79V180H80V182L82 181V182H85V183L87 184V185H86V184H83V185L89 186V187H91V188H98L99 186H101V185L104 183V181H106V182L109 181V182H110V181H112V180H110V179H112V178H114V179H115V178H120V177L124 176V175L127 174V173H130V175H131V172H134L133 170H134ZM142 166H143V165H142ZM254 166H255V165H254ZM257 166H258V165H257ZM16 167H17V166H16ZM26 167H27V166H26ZM29 167H30V166H29ZM137 167H138V166H137ZM147 167H148V166H146V168H147ZM210 167H211V166H210ZM75 168H76V167H75ZM80 168H81V167H80ZM205 168H206V167H205ZM242 168H243V167H242ZM254 168H256V167H254ZM229 169H230V168H229ZM238 169H239V168H238ZM259 169H260V168H259ZM72 170H73V169H72ZM76 170H77V169H76ZM139 170H140V169H138V170L136 169V172L139 171ZM251 170H252V168H251ZM253 171H254V170H253ZM256 171H257V170H256ZM139 172H140V171H139ZM251 172H252V171H251ZM7 173H8V172H7ZM17 173H18V172H17ZM254 173H255V172H254ZM8 174H9V173H8ZM14 174H15V173H14ZM19 174H20V173H19ZM132 174H134V173H132ZM228 174H229V173H228ZM251 174H252V173H251ZM231 175H232V174H231ZM216 176H217V175H216ZM236 176H237V175H236ZM132 177H133V176H132ZM167 177H168V176H167ZM170 177H171V176H170ZM173 177H174V176H173ZM176 177H177V176H176ZM220 177H221V176H220ZM239 178H240V177H239ZM243 178H244V177H243ZM77 179H78V178H77ZM77 179H75V180H77ZM106 179H109V180H106ZM114 179H113V180H114ZM125 179H126V178H125ZM235 179H236V178H235ZM165 180H166V179H165ZM250 180H251V179H250ZM77 181H78V180H77ZM118 181H119V179H118ZM168 181H169V180H168ZM229 181H230V180H229ZM106 182H105V183H106ZM130 182H131V181H130ZM162 182H163V181H162ZM205 182H206V181H205ZM119 183H120V182H119ZM160 183H161V182H160ZM164 183H166V182H164ZM195 183H196V182H195ZM202 183H203V182H202ZM228 183H229V182H228ZM243 183H244V182H243ZM243 183H242V184H243ZM108 184H109V183H108ZM123 184H124V183H123ZM123 184H122V185H123ZM192 184H193V183H192ZM215 184H216V183H215ZM220 184H221V183H220ZM222 184H223V183H222ZM105 185H107V184H105ZM119 185H120V184H119ZM158 185H159V184H158ZM158 185H157V186H158ZM164 185H165V184H164ZM195 185H196V184H195ZM218 185H219V184H218ZM240 185H241V184H240ZM86 186H85V187H86ZM103 186H104V185H103ZM154 186H155V185H154ZM198 186H200V185H198ZM206 186H207V185H206ZM206 186H205V187H206ZM210 186H212V185H210ZM219 186H220V185H219ZM235 186H236V185H235ZM237 186H238V185H237ZM105 187H106V186H105ZM163 187H164V186H163ZM207 187H208V186H207ZM207 187H206V188H207ZM221 187H223V186L221 185ZM238 187H239V186H238ZM109 188L112 189L111 187H109ZM181 188H182V186H181ZM189 188H192V187H189ZM193 188H194V187H193ZM199 188H200V187H199ZM199 188H196V189H199ZM208 188H209V187H208ZM218 188H219V187H218ZM224 188H225V187H224ZM88 189H89V188H88ZM104 189H105V188H104ZM150 189H151V188H150ZM160 189H161V188H160ZM174 189H177V188L174 187ZM182 189H183V188H182ZM212 189H214V188L212 187ZM216 189H217V186H216ZM216 189H215V190H216ZM220 189H221V188H220ZM65 190H66V189H65ZM69 190H70V189H69ZM85 190H86V189H85ZM91 190H92V189H91ZM98 190H99V189H98ZM155 190H156V189H155ZM180 190H181V189H180ZM194 190H195V188H194ZM206 190H207V189H206ZM215 190H214V191H215ZM217 190H218V189H217ZM70 191H71V190H70ZM87 191H88V190H87ZM99 191H100V190H99ZM99 191H98V193H99ZM111 191H112V190H111ZM148 191H149V189H148ZM151 191H152V190H151ZM157 191H158V190H157ZM157 191H156V193H157ZM165 191H166V190H165ZM181 191H183V190H181ZM189 191H190V189H189L187 192H189ZM108 192H109V191H108ZM158 192H159V191H158ZM202 192H203V190H202ZM207 192H208V190H207ZM207 192H206V193H207ZM211 192H212V190H211ZM224 192H225V191H224ZM145 193H146V192H145ZM176 193H177V192H176ZM184 193H186V192H184ZM190 193H192V192H190ZM212 193H213V192H212ZM167 194H168V193H167ZM167 194H166V195H167ZM169 194H170V193H169ZM179 194H180V193H179ZM199 194H200V193H199ZM155 195H156V194H155ZM155 195H154V197H155ZM180 195H181V194H180ZM183 195H184V194H183ZM195 195H196V193H195ZM203 195H205V194H203ZM203 195H202V196H203ZM207 195H208V194H207ZM156 196H157V195H156ZM158 196H159V195H158ZM173 196L175 197V195H173ZM173 196H172V199H170V200H174V199H173V198H174ZM184 196H185V195H184ZM187 196H188V195H187ZM189 196H190V195H189ZM159 197H160V196H159ZM179 197H180V196H179ZM179 197H178V198H179ZM185 197H186V196H185ZM185 197H184V198H185ZM190 197H191V196H190ZM193 197H194V196H193ZM197 197H199V196H197ZM197 197H196V198H197ZM165 198H166V197H165ZM165 198H164V199H165ZM169 198H170V197H169ZM178 198H177V199H178ZM188 198H189V197H188ZM188 198H187V199H188ZM162 199H163V198H162ZM181 199L183 200V197H182ZM220 199H221V198H220ZM179 200H180V199H179ZM179 200H178V201H179ZM223 200H224V199H223ZM168 201H169V200H168ZM174 201H176V199H175ZM194 201H195V200H194ZM198 201H199V200H198ZM202 201H203V200H202ZM189 202H190V201H189ZM192 202H193V201H192ZM195 202H196V201H195ZM228 202H229V200H228ZM200 203H201V202H200ZM200 203H199V204H200ZM176 204H177V203H176ZM190 204H191V203H190ZM192 204H194V203H192ZM192 204H191V205H192ZM199 204H198V205H199ZM227 204H228V203H227ZM232 204H233V203H232ZM235 204H236V203H235ZM166 205H167V204H166ZM173 205H174V204H173ZM186 205H188V204H186ZM186 205H185V206H186ZM195 205H196V204H195ZM195 205H193L192 207H194ZM203 205H205V204H203ZM164 206H165V205H164ZM167 206H168V205H167ZM167 206H165V207H167ZM174 206H175V205H174ZM176 206H177V205H176ZM180 206H181V205H180ZM180 206L178 205L177 207L180 208ZM211 206H212V205H211ZM217 206H218V205H217ZM228 206H229V205H228ZM232 206H233V205H232ZM169 207H170V205H169ZM171 207H173V206H171ZM171 207H170V210H172ZM192 207H191V208H192ZM223 207H225V206H223ZM223 207H222V208H223ZM240 207H241V206H240ZM157 208L159 209V207H157ZM157 208H156V209H157ZM160 208H161V207H160ZM173 208H174V207H173ZM175 208H176V207H175ZM179 208H178V209H179ZM188 208H189V207H188ZM191 208H190V209H191ZM205 208H206V206H205ZM212 208H214V207H212ZM162 209H164V207H162ZM176 209H177V208H176ZM178 209H177V210H178ZM181 209H185V208H181ZM186 209H187V207H186ZM190 209H189V210H190ZM237 209H238V208H237ZM159 210H160V209H159ZM174 210H175V209H174ZM177 210H176V211H177ZM194 210H197V208L194 209ZM199 210H203V208H202V209H199ZM244 210H245V209H244ZM176 211H175V212H176ZM178 211H179V210H178ZM191 211H192V210H190V212H191ZM208 211L210 212V210L207 209L206 212H208ZM211 211H212V210H211ZM220 211H221V210H220ZM234 211H235V208H234ZM242 211H243V210H242ZM172 212H173V211H172ZM182 212H183V210H182ZM213 212H214V210H213ZM218 212H219V211H218ZM237 212H238V211H237ZM170 213H171V212H168V213H167L166 211H165V212H160V211H157V210H150V212L148 213L147 217H146V218H143L141 214L138 215V214L135 212L134 208H127V210L124 212L123 219H122V220H119V221H118V224L121 225V228L124 227V226H125V227H128V228H130V229L133 228L134 230L137 231V233L140 235V237L144 236L145 233H146V235H145V240L147 241L148 238L146 239V236L148 235L149 232H148V231L144 232V228H145V226H146L147 224H150V229H149V231L152 230V228L154 227L153 225H155V224L157 225V224H159V222H162L161 219L167 217V214H170ZM179 213H180V212H179ZM197 213L199 214V212H197ZM242 213H243V212H242ZM244 213H245V212H244ZM173 214H174V213H173ZM206 214H207V213H206ZM208 214H209V213H208ZM210 214H211V212H210ZM174 215H175V214H174ZM179 215H180V214H179ZM179 215H177V216H179ZM239 215H240V214H239ZM164 216H165V217H164ZM244 216H245V215H244ZM121 217H122V216H121ZM121 217H120V218H121ZM175 217H176V216H175ZM175 217H174V218H175ZM237 217H238V216H237ZM241 217H242V215H241ZM169 219H170V218H169ZM169 219H168V220H169ZM244 219H245V217H244ZM170 220H171V219H170ZM116 222H117V220H116ZM114 224H115V223H114ZM116 224H117V223H116ZM116 224H115V225H116ZM166 224H169V223H166ZM166 224H165V225H166ZM162 225H163V224H162ZM116 226H117V225H116ZM253 226H254V225H253ZM155 227H156V226H155ZM155 227H154V229H155ZM251 227H252V226H251ZM158 228H159V227H158ZM160 228H161V226H160ZM232 228H233V227H232ZM252 228H253V227H252ZM64 229H65V228H64ZM67 229H68V228H66V230H67ZM154 229H153V230H154ZM164 229H165V227H164ZM167 229H168V228H167ZM184 229H185V227H184ZM124 230H125V229H124ZM153 230H152V231H153ZM155 230H156V229H155ZM159 230H160V229H159ZM165 230H166V229H165ZM173 230L175 231V229H173ZM248 230H249V229H248ZM129 231H131V230H129ZM152 231H150L149 234H151ZM162 231H163V230H161V232H162ZM166 231H167V230H166ZM170 231H171V230H170ZM176 231H177V230H176ZM133 232H135V231H133ZM147 232H148V233H147ZM156 232H157V231H156ZM158 232H159V231H158ZM161 232H160V233H161ZM248 232H249V231H248ZM258 232H259V231H258ZM13 233H14V232H13ZM18 233H19V232H18ZM22 233H23V231H22ZM137 233H136V234H137ZM153 233H155V231L152 232V234H153ZM162 233H163V232H162ZM61 234H63V235L65 236V238H62V239L64 240L63 243H65V241H67L68 244H69V242H72V241H73V242H78V241H76L75 239L70 238V236H72L73 234H75L74 232H71V231H64V232L61 233ZM79 234H80V233H79ZM152 234H151V235H152ZM254 234H255V233H254ZM29 235H30V234H29ZM69 235H70V236H69ZM139 235H138V236H139ZM185 235H186V234H185ZM18 236H19V235H18ZM64 236H62V237H64ZM66 236H67V237H66ZM152 236H153V235H152ZM152 236H151V237H152ZM245 236H246V235H245ZM17 238H18V237H17ZM85 239H86V238H85ZM142 239H143V238H142ZM149 239H151V238H149ZM7 240H8V238H7ZM12 240H14V239L12 238ZM21 240H22V239H21ZM21 240H20V241H21ZM30 240H31V239H30ZM89 240H90V239H89ZM14 241H15V240H14ZM32 241H33V239H32ZM34 241H36V240L34 239ZM79 241H80V240H79ZM83 241H84V240H83ZM86 241H87V240H86ZM91 241H92V240H91ZM23 242H24V241H23ZM27 242H30V241L27 240L25 243H27ZM61 242H62V241H61ZM67 242H66V243H67ZM73 242H72V243H73ZM81 242H82V241H81ZM87 242H88V241H87ZM93 242H94V241H93ZM39 243H40V242H39ZM54 243H55V242H54ZM54 243H53V244H54ZM72 243H71V244H72ZM88 243H89V242H88ZM16 244H17V243H16ZM80 244H81V243H80ZM85 244H86V243H85ZM6 245H7V244H6ZM6 245H5V246H6ZM21 245H22V247L24 246L22 243H21ZM26 245H27V244H26ZM28 245H29V244H28ZM28 245H27V246H28ZM65 245H66V244H65ZM73 245H74V244H73ZM3 246H4V245H3ZM7 246H8V245H7ZM9 246H12V245H9ZM27 246H26V248H25V247H24V248H25V249H28ZM30 246H31V245H30ZM33 246H34V245H33ZM37 246H39V245H37ZM13 247H14V246H13ZM13 247H12V249H13ZM15 247H16V246H15ZM15 247H14V249H15ZM93 247H94V246H93ZM30 249H31V248H30ZM30 249H28V250H30ZM47 249H48V248H47ZM48 250H49V249H48ZM19 251H20V250H19ZM12 252H13V251H12ZM29 252H31V251H29ZM34 252H35V251H34ZM18 253H19V252H18ZM25 253H26V252H25ZM22 255H23V253H22ZM154 257H155V256H154ZM165 257H166V256H165ZM161 258H162V257H161ZM37 259H39V258H37ZM168 260H169V259H168ZM168 260H167V261H168ZM28 261H29V260H28ZM30 261H31V260H30ZM39 261H40V260H39ZM170 261H171V260H170ZM24 262H25V261H24ZM32 262H33V261H32ZM26 263H27V262H26ZM28 263H29V262H28ZM28 263H27V264H28ZM42 263L44 264V261L41 262V264H42ZM24 264H25V263H24ZM30 264H31V263H30ZM38 264H40V263H38ZM155 264H156V263H155Z\"/></svg>",
  "mask_w": 264,
  "mask_h": 264
}]
</instances>
